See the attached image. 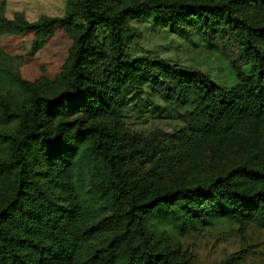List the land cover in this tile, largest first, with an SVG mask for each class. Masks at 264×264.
Listing matches in <instances>:
<instances>
[{"label":"trees","instance_id":"obj_1","mask_svg":"<svg viewBox=\"0 0 264 264\" xmlns=\"http://www.w3.org/2000/svg\"><path fill=\"white\" fill-rule=\"evenodd\" d=\"M154 12L172 14L182 30L236 34L251 74L229 88L158 57H128L131 20ZM17 31L34 37L27 46L33 58L64 45L69 55L62 69L38 63L44 72L57 69L59 95L42 97L27 84L29 106L15 116L19 131L0 135L10 152L0 174L13 179L0 207V264H192V255L158 247L150 225L182 233L221 223L243 234L250 225L264 229V0H70L64 17ZM145 87L195 108L184 129L127 139L124 92ZM243 143L249 158L226 175L167 185L188 160L202 164L208 153H231ZM136 160L149 171L136 173ZM246 257L243 251L221 264Z\"/></svg>","mask_w":264,"mask_h":264},{"label":"rangeland","instance_id":"obj_2","mask_svg":"<svg viewBox=\"0 0 264 264\" xmlns=\"http://www.w3.org/2000/svg\"><path fill=\"white\" fill-rule=\"evenodd\" d=\"M69 1H6L5 10L0 15V135L19 131V121L15 116L24 113L29 106L31 93L28 85L39 87L42 97L46 95L53 98L59 95L60 84L53 81L58 79L57 69L44 72L38 63L50 61L58 64V69H62L68 59L69 46L53 47L44 53L39 52L33 58L29 55L30 49L27 46L34 37L21 35L17 29L25 23L35 24L46 19L64 17ZM136 1L144 3L147 0ZM130 25L133 29L127 50L130 58L158 57L170 65L199 70L207 74L214 83L229 88L238 85L241 74H251L242 57L237 35L223 28L207 34L200 33L195 28L182 30L172 23V14L160 12L145 13L141 21L131 20ZM107 36L105 30L97 34L100 41H104ZM23 50L24 56L21 54ZM124 96L127 107L122 123L127 139L140 138L145 141L155 135L179 132L185 128V120L195 110L191 106L167 102L149 87L139 90L129 88ZM250 151V147L243 143L240 149L231 153H208L202 164L190 159L174 175L167 177L166 183L169 187L181 184L192 187L215 180L243 165L249 158ZM9 154L8 145L0 144V159H6ZM133 166L139 175L149 171V165L140 160H136ZM10 177L6 172L0 174V207L10 194L13 183ZM101 180L98 178L97 184ZM150 229L156 237L158 247L168 248L181 255L188 253L193 257L192 264H221L231 255L243 251L247 253V257L242 264H264V229L255 225H250L245 234L239 226L227 223L210 228L197 225L187 233H182L156 221L150 225Z\"/></svg>","mask_w":264,"mask_h":264}]
</instances>
